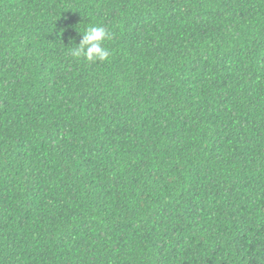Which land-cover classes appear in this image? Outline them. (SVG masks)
<instances>
[{"label": "trees", "instance_id": "obj_1", "mask_svg": "<svg viewBox=\"0 0 264 264\" xmlns=\"http://www.w3.org/2000/svg\"><path fill=\"white\" fill-rule=\"evenodd\" d=\"M0 264H264V0H0Z\"/></svg>", "mask_w": 264, "mask_h": 264}, {"label": "clouds", "instance_id": "obj_2", "mask_svg": "<svg viewBox=\"0 0 264 264\" xmlns=\"http://www.w3.org/2000/svg\"><path fill=\"white\" fill-rule=\"evenodd\" d=\"M81 34V33H80ZM112 39V34L103 26L89 23L81 34L80 42L69 47V54L87 63L107 62L111 53L106 42Z\"/></svg>", "mask_w": 264, "mask_h": 264}]
</instances>
